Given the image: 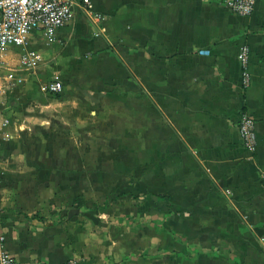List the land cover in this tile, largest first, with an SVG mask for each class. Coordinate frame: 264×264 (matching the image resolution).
Here are the masks:
<instances>
[{"label":"crops","instance_id":"obj_1","mask_svg":"<svg viewBox=\"0 0 264 264\" xmlns=\"http://www.w3.org/2000/svg\"><path fill=\"white\" fill-rule=\"evenodd\" d=\"M90 1L100 22L72 0L55 42L31 34L41 62L3 99L6 250L18 264H264V0L248 17L221 0ZM55 76L56 95L36 85Z\"/></svg>","mask_w":264,"mask_h":264},{"label":"built area","instance_id":"obj_2","mask_svg":"<svg viewBox=\"0 0 264 264\" xmlns=\"http://www.w3.org/2000/svg\"><path fill=\"white\" fill-rule=\"evenodd\" d=\"M83 9L94 23L101 21L102 16L95 13L90 0H81ZM220 4L233 14L242 17L252 15L255 0H221ZM72 0H0V101L5 98L8 85L16 80V71L31 72L35 70L41 57L36 51L28 49V41L33 32H39L44 40L51 44L56 40V34L63 28L72 16ZM10 49L19 52L17 69L6 65L5 55ZM199 54H209V51H199ZM237 60L241 71V86L247 88L250 82L249 48L240 47ZM45 92L56 95L62 91V84L57 76L51 78L44 86ZM10 120L0 116V131L5 130ZM241 144L249 152L254 153L257 147L255 122L245 112L240 114L236 123ZM4 170L0 160V189L3 185ZM5 233L2 228L0 214V264H18L5 247ZM63 264H81L70 259Z\"/></svg>","mask_w":264,"mask_h":264},{"label":"rangeland","instance_id":"obj_3","mask_svg":"<svg viewBox=\"0 0 264 264\" xmlns=\"http://www.w3.org/2000/svg\"><path fill=\"white\" fill-rule=\"evenodd\" d=\"M17 56L15 55L14 57H13V60H11L9 63H11L12 65L10 66V67H12V68H14L15 70L17 69V66H16V64H17ZM32 73H30V72H27V71H16V80L13 82V84H10V85H8V88H7V90H12L15 86H21L22 84H23V79L24 78H26L27 76L26 75H31ZM38 73H36V75H37ZM33 75H35V74H33ZM45 79L46 78H43L42 79V81L44 82L45 81ZM45 84L46 83H42V82H38V84H36L42 91H43V89H44V86H45ZM25 85H27L26 83H25ZM44 91H45V89H44ZM48 94V93H47ZM50 98V97H49ZM8 102V101H7ZM2 104H4V101L3 100H1L0 101V116H3V117H5V111H4V108L8 105V103L4 106V105H2Z\"/></svg>","mask_w":264,"mask_h":264}]
</instances>
